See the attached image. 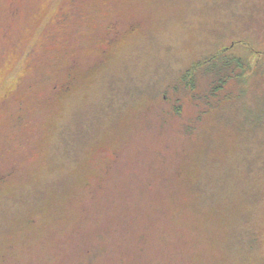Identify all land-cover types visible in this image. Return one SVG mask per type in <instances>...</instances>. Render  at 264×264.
Instances as JSON below:
<instances>
[{"label": "rangeland", "instance_id": "374dc122", "mask_svg": "<svg viewBox=\"0 0 264 264\" xmlns=\"http://www.w3.org/2000/svg\"><path fill=\"white\" fill-rule=\"evenodd\" d=\"M87 253L264 264V0H0V264Z\"/></svg>", "mask_w": 264, "mask_h": 264}, {"label": "trees", "instance_id": "16d2710c", "mask_svg": "<svg viewBox=\"0 0 264 264\" xmlns=\"http://www.w3.org/2000/svg\"><path fill=\"white\" fill-rule=\"evenodd\" d=\"M112 44H113V42H111V43H108L106 46H104V49H105V53L106 52H108V50H110V48L112 47ZM229 62V61H228ZM236 62H237V64L240 66V67H243V69L246 71L247 70V72H249V71H251L252 70V68H253V64H249V63H246L241 57L240 58H238L237 60H236ZM193 71H192V69H189V71H188V75H189V77L191 78V76H192V73ZM243 73V72H242ZM242 73L240 72V73H238V76L240 77L241 75H242ZM246 73V72H245ZM237 76V77H238ZM238 77V78H239ZM168 195H166V197H167ZM151 255V254H150ZM95 256V254H93V253H87L86 254V257H87V259H89V262L88 263H86V264H99V262H98V260H96L95 261V259H93V257ZM108 257H106L105 259H107ZM150 258H151V256H150ZM149 258V259H150ZM146 260V258L145 259H141V264H149L152 260ZM154 260H155V257H154ZM57 261V260H56ZM55 261V262H56ZM156 261V260H155ZM110 264V261H109V259H107V261L106 262H104V264Z\"/></svg>", "mask_w": 264, "mask_h": 264}]
</instances>
